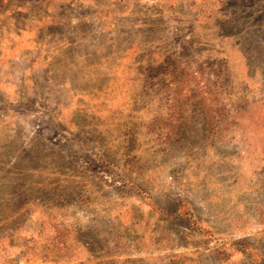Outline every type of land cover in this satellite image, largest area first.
<instances>
[{
	"label": "rangeland",
	"instance_id": "rangeland-1",
	"mask_svg": "<svg viewBox=\"0 0 264 264\" xmlns=\"http://www.w3.org/2000/svg\"><path fill=\"white\" fill-rule=\"evenodd\" d=\"M0 264H264V0H0Z\"/></svg>",
	"mask_w": 264,
	"mask_h": 264
}]
</instances>
